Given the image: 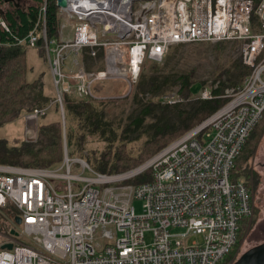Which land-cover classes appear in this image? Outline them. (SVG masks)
Segmentation results:
<instances>
[{"label":"built area","instance_id":"1","mask_svg":"<svg viewBox=\"0 0 264 264\" xmlns=\"http://www.w3.org/2000/svg\"><path fill=\"white\" fill-rule=\"evenodd\" d=\"M58 11L72 21L61 25L69 38L62 30L59 39L47 37L44 4L18 45L37 49L41 41L55 90L48 106L24 114L32 126L23 142L35 140L38 120L54 106L62 160L42 169L0 166V209L15 211L25 240L10 234L15 228L0 232V264H222L254 215L251 189L230 174L264 111V0L255 11L251 0H66ZM0 28L8 30L1 18ZM220 42H237L251 73L225 91L215 114L121 174L97 173L84 157L69 156L66 96L114 101L126 95L99 94V85L119 81L128 95L145 61L159 65L172 47ZM84 59L95 67L87 70ZM213 97L205 87L196 99ZM160 101L184 102L176 91ZM146 171L147 182L123 185Z\"/></svg>","mask_w":264,"mask_h":264},{"label":"trees","instance_id":"2","mask_svg":"<svg viewBox=\"0 0 264 264\" xmlns=\"http://www.w3.org/2000/svg\"><path fill=\"white\" fill-rule=\"evenodd\" d=\"M35 1L37 6L18 10L0 0V18L8 29L4 31L0 28V128L18 119L22 114L48 106V100L42 95V74L32 82L27 80L32 68L27 62V48L18 45V40L25 38L36 27L39 11L44 4L46 34L49 39H59L61 25L72 24L71 20L59 14L55 0ZM251 1L255 11L262 0ZM255 20V16L252 15V23ZM236 45L237 42H220L211 45L217 66L213 81L208 86L214 97L208 101L190 99L191 89L197 84L193 70L182 74L168 73L159 71L157 65L145 61L142 65L146 62L151 65L149 69H142L131 98L132 104L137 107L135 115L120 132H117L114 123L106 118L104 111L97 110L99 105L66 96L65 112L70 120L66 131L69 156L83 157L87 145L100 144L102 146L100 150L95 149L90 152L91 157L86 156L87 162L97 173L115 175L140 166L150 156L167 147L169 141L173 142L182 137L221 109L228 101L221 98L225 91L242 86L251 69L243 64L240 49L237 57L230 62L228 56ZM184 46L186 45L172 48L177 50ZM36 50L42 62L46 63L41 41L38 42ZM224 50L228 51L227 55L223 54ZM221 56L223 61H219ZM169 58L170 56H166L162 65L167 66ZM263 59L264 50L259 60ZM84 65L87 70L93 68L92 63L86 59ZM204 84L199 82L196 86L202 89ZM174 91L183 98L184 102L172 106L162 104L161 98ZM55 113H57L56 108ZM263 127L264 111L261 120L234 161L230 174L232 183L242 182L249 189L251 185L255 189L256 179L250 163L256 153L255 145ZM61 160L62 132L59 120L39 124L35 140L29 142L14 139L13 143H9L0 139V166L42 169L55 167ZM148 179L149 172L146 171L127 183L139 185L147 182ZM15 215L12 213L13 218ZM233 253L234 250L225 257L222 264H228Z\"/></svg>","mask_w":264,"mask_h":264},{"label":"rangeland","instance_id":"3","mask_svg":"<svg viewBox=\"0 0 264 264\" xmlns=\"http://www.w3.org/2000/svg\"><path fill=\"white\" fill-rule=\"evenodd\" d=\"M44 1L45 0H42V2ZM27 4L29 6L38 5L35 0H29ZM65 25H68V23H65ZM61 30L63 32V36L61 37L69 38V36L71 35L69 27L68 26L61 27L60 32ZM211 45H215V44L202 43L195 45H186L184 47L178 48L177 50H175V48L174 50L173 48H171L167 54V56H170L167 66L162 65L163 63L159 65L158 64L155 65L159 67V71H164L168 73L173 72L176 74H182L183 72L193 70V76L197 80L196 85H198L199 82H204L205 84L203 88L205 87L209 88L208 86L211 85L213 81V78L215 76V68L217 66L216 56L211 48ZM238 51H239V45L237 43L236 47L234 48V51L231 52L228 56L230 62L232 61L233 58L237 57ZM37 53L38 52L36 49L27 48L26 50L28 65L32 68V71L29 72L27 76V80L29 82H32L37 78L39 74H42V78H41L42 95L48 100L47 105H49L55 97L53 80L47 61L46 63L42 62L41 58L38 56ZM227 53L228 51L224 50L223 54L227 55ZM223 60H224L223 56H221L219 58V61H223ZM151 63L146 62L144 65H142L140 69V74L142 73L143 68H145V70L149 69ZM92 67H95V65L92 64ZM196 85L193 86V88L191 89L192 97H190V99L197 98L200 94L201 88ZM96 91L97 93L102 95H114V94L126 95L114 101L100 103L98 104L99 106L97 108L98 111H104L106 118L111 120L114 123L117 132H120L123 129V127L135 115L137 107L134 104H132L131 101V98L135 91V87L131 90V93L127 95L126 88L122 86L119 81H113V82H106L103 85H99ZM56 112H58L57 108H56ZM23 116L24 115L22 114L18 119L10 123H6L3 127H1L0 139L7 140L9 143H13L14 139H19L23 141L25 128H31L32 126V124H29V122H26L24 120ZM65 116H66V131H67V128H69L70 125V120L67 114H65ZM58 120H59V116L57 113H55V108L52 107L51 109H49L45 117L38 120V125L43 123L58 121ZM171 142L169 141L168 144L173 143ZM255 146L257 147L256 153L250 163L251 169L253 170L256 179L254 181V183H256L255 189L252 187V185L250 186L255 204L254 215L251 222L246 226H244L243 230L241 231L237 245L234 248V253L228 264H235L243 253L249 251L250 249L261 243H264V127L259 137V140ZM101 148L102 146L100 144H89L86 146L83 157L86 159V156H90L89 154L91 151L95 149L100 150ZM62 154H63V147H62ZM74 157L77 156L74 155ZM152 157L153 156H150L143 164H145ZM126 184L128 183H123V185ZM133 204L136 209V212L139 213L141 211V202L135 201ZM12 213H15V211L10 210L9 208L0 209V232L2 234L9 233L10 230L13 228H15L17 233V231L21 228L19 224L15 223V220L12 217ZM15 239L16 241L19 242H25L24 238L21 236H15ZM145 241L147 244L151 242L150 233H147L145 235Z\"/></svg>","mask_w":264,"mask_h":264},{"label":"water","instance_id":"4","mask_svg":"<svg viewBox=\"0 0 264 264\" xmlns=\"http://www.w3.org/2000/svg\"><path fill=\"white\" fill-rule=\"evenodd\" d=\"M4 3H13L15 0H2ZM56 6L60 9L66 7V0H56ZM15 223L20 224V219L15 218ZM11 235L17 236L15 231L10 232ZM2 249H11V245L3 246ZM235 264H264V243H261L249 251H247L242 258Z\"/></svg>","mask_w":264,"mask_h":264},{"label":"flooded vegetation","instance_id":"5","mask_svg":"<svg viewBox=\"0 0 264 264\" xmlns=\"http://www.w3.org/2000/svg\"><path fill=\"white\" fill-rule=\"evenodd\" d=\"M29 0L25 1V0H15L13 3H5V4H9L11 6H13L14 8L18 9V10H22V9H25L27 7H29V5L27 4ZM246 253V252H245ZM243 253L238 261L242 258V256L245 254Z\"/></svg>","mask_w":264,"mask_h":264}]
</instances>
